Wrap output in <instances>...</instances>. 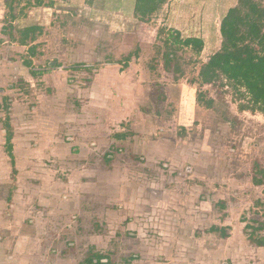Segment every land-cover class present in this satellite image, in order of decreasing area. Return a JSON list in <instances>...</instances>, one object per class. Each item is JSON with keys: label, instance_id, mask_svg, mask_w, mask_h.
Listing matches in <instances>:
<instances>
[{"label": "rangeland", "instance_id": "rangeland-1", "mask_svg": "<svg viewBox=\"0 0 264 264\" xmlns=\"http://www.w3.org/2000/svg\"><path fill=\"white\" fill-rule=\"evenodd\" d=\"M238 1L170 0L152 37L0 0V264H264V115L199 78Z\"/></svg>", "mask_w": 264, "mask_h": 264}, {"label": "trees", "instance_id": "trees-1", "mask_svg": "<svg viewBox=\"0 0 264 264\" xmlns=\"http://www.w3.org/2000/svg\"><path fill=\"white\" fill-rule=\"evenodd\" d=\"M135 1L136 18L147 23L170 0ZM220 28L221 49L202 66L199 74L202 85H213L225 79L242 97L248 98V106H242V111L250 110L264 115V4L260 0H239L223 17ZM38 30L37 27L24 30L21 44L27 46V40ZM163 33V30L158 31L159 36ZM184 44L200 53L204 42L192 38ZM26 66H31V63L26 62ZM11 141L10 135L8 142ZM254 243L264 247V240ZM103 261V257L92 255L85 264H105Z\"/></svg>", "mask_w": 264, "mask_h": 264}, {"label": "crops", "instance_id": "crops-1", "mask_svg": "<svg viewBox=\"0 0 264 264\" xmlns=\"http://www.w3.org/2000/svg\"><path fill=\"white\" fill-rule=\"evenodd\" d=\"M48 1L52 6L47 8H52L57 14L61 13L63 9L64 13H75L80 17L88 18L90 21H97L96 23L100 22L105 26L114 27L118 23L121 26H125L130 20L139 21L136 18L135 0H38L39 6L42 5L40 10H46V5L43 4H48ZM59 4H63V6L61 5V7ZM167 6H164V8ZM140 24L147 28L148 34H152V37L154 35L157 36V30L147 26L149 24H144L142 21Z\"/></svg>", "mask_w": 264, "mask_h": 264}]
</instances>
